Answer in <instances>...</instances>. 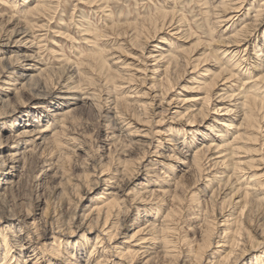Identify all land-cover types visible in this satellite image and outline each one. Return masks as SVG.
<instances>
[{
  "label": "rangeland",
  "instance_id": "obj_1",
  "mask_svg": "<svg viewBox=\"0 0 264 264\" xmlns=\"http://www.w3.org/2000/svg\"><path fill=\"white\" fill-rule=\"evenodd\" d=\"M228 1L231 2L230 0H0V43L13 38L16 29L28 30L23 45L18 44L8 50H1L0 58L13 57L11 60L17 65L15 70L22 71L21 66L18 65H21L24 56L28 54L37 60L42 68L48 69L41 75H35L32 78L29 76L22 78L16 72L12 76L18 79L13 80V83H15L13 85L5 84L2 80L6 79L1 78L2 74H0V96L5 99L7 104L3 107V114L0 115V156L6 158V155L11 154V152L17 151V153H20L19 148L12 149L8 147L10 145L9 139L12 137L11 134L15 133L21 125H25L32 119H29V113L37 114V107L29 97L31 92L38 90L41 82L46 80V86L50 88H56L60 84H73L72 86H76V90L79 89L80 93L78 95L87 98L81 101L75 100V102L77 101L75 104L77 108L68 121L64 125L62 124L64 127L59 125L50 126L45 136L35 141V149L31 154L25 153L23 156L22 154L18 156H22L21 161L19 160L20 162L17 163L20 177L14 178L15 181L12 185L7 184L8 177L0 172V185L6 187L5 190H2L4 195L1 194L2 197L0 196V216L2 215L0 230L7 232L8 229L20 224L29 227L27 222L31 223V218H35L39 227H42L45 224L43 222L45 220L46 202L50 204L49 212L57 208L61 212L62 222L64 221L69 225L71 223L72 228L75 229L77 220L79 221L81 217L83 219V215L87 213L84 209L93 206L95 196L102 193L106 187L108 188L107 185L100 182L90 192L86 193L85 174L89 175L90 182L97 178L95 174L100 173L103 168H109L110 176L119 175L121 172H117V170L125 168L127 161H129L130 167L134 168L133 170L136 173L138 172L131 179L134 185L149 180L150 187L160 183L169 190L164 194L156 193L160 201L156 204L153 203L150 211H141V221H152L158 219V217L161 218L164 211L168 210L169 199L177 193H186L187 196H185L182 206L178 209L180 220L176 234L178 236H176V241L182 252L188 251L186 250L188 246H192L193 249L197 248V245L201 242V227L198 224L203 223L204 220L212 222V226L215 225V233L221 235H223L226 225L232 227L224 222L228 215L231 218L232 214L238 211V204H233L235 196L230 198L232 187L223 183L220 188L216 183L208 185V190L203 187L205 186L203 182H206L204 178H206L208 168L211 166L209 159L204 162L203 166L207 170L202 172L203 174L189 173L190 175L187 176L186 180H183L178 188L171 185L178 176L186 174L184 171H187L189 161L186 160L184 151L174 148L175 141H165L166 131L171 129L170 127L177 128L180 136L172 138L177 141H180L181 138L187 140L193 138L195 145H200L202 136L201 132L194 136L195 134L189 131V127L180 126L181 123L185 122L184 120L179 121V117L176 116V118H172L176 109L174 107L179 106V104L170 103L168 105V102L164 101L168 97L176 100L178 97H180L179 99L193 98L198 94L205 96L206 93L211 91L210 95L212 94L213 97L206 105V110L210 108L214 112L216 91L219 88L216 89L218 87L216 86L215 89L211 90V84L213 78H219L225 74L224 71H221V68L229 69L228 74L232 70L234 72L231 82L221 86L219 91L221 93L227 91V94L234 93V91L238 93L245 86H247L248 91L249 86L252 87L250 90L253 89V92L264 88V81L257 79L261 75L264 66L261 70V67L255 63L257 53H262V56H259V64L264 59V27L256 28L255 25H250L258 22L253 23V17L248 15L255 13L254 10L259 5L263 4L264 7V0H245L240 11L232 13L233 16L235 15L234 18L226 21V18H223L222 8ZM172 18H175L174 27L181 28L178 29V31H181L179 35L172 34V28L168 26L163 31L157 30L158 26L163 25L164 21L170 24L168 21ZM261 18H264V10ZM243 26H249L246 29V35L251 36L250 47L245 45L241 47L237 44L236 40L238 38H236L235 33L241 31L239 35H244L245 29L240 30ZM154 31L159 32H157V37L152 39ZM135 32L139 35L136 36ZM158 44L162 47L160 48L162 49L161 52L166 57L156 65L150 56L154 50V45ZM225 53L227 57H225ZM232 54L234 59L230 57ZM167 55H169V58ZM95 57L102 59L107 66L104 68L97 64ZM6 62L7 60L0 62V71L3 67L5 68ZM168 65L171 66V70L169 69L166 74V68L164 67H168ZM247 68L250 69L249 72L246 71ZM201 75L207 76L201 78ZM244 81H246V85L243 83L242 86ZM250 81L251 83L247 85V82ZM92 82H94V85ZM2 87L11 89L6 92ZM155 95L157 96L155 97ZM93 96L94 98H92ZM89 97L92 100L91 98L88 99ZM82 101L87 102L85 104ZM56 103L61 106L63 101L57 100ZM262 103L264 104V102ZM19 104H22L23 107H18ZM126 105L128 106L126 107ZM197 107L202 108L203 105H197ZM12 110H14L13 113H6L5 115L4 112H11ZM115 110L120 111L122 115L120 116L119 112L117 113ZM263 111L264 108L261 110L262 113L260 112L262 116L258 115L262 126L264 125ZM220 113H223V111H220ZM202 116L200 113L194 116L193 127L199 131L209 132L211 136H208V139L215 138L216 140L214 136L221 128L217 127L214 118L225 116L212 113L210 120L201 123ZM35 119L40 122L38 123L39 127L46 123L42 117ZM240 122L241 119L238 124ZM34 123L37 124V121H34ZM221 127L223 130L227 129L225 126ZM140 130L143 135L146 132L147 134L143 136ZM240 131L244 132L243 137L247 138V140H240L241 145H238H244L240 149V154L242 156L246 155L242 160H253L255 164H259L257 174L264 175V136L261 137L259 130L250 127H245L243 131L242 129ZM107 133L109 136L114 135L113 138L106 140L105 135ZM137 138L142 139L141 144L133 145L138 140ZM56 140L63 143L58 147L59 150H55V146L58 145L55 142ZM107 141L110 142L107 143ZM157 145L158 148H156ZM180 148L187 150L186 147L181 145ZM60 159L61 161H59ZM47 163L53 164L55 168H49L50 165ZM95 166H97V170H94ZM154 170L157 172L162 171L163 174H160L158 178L149 176L154 174L152 172ZM55 171L58 173L55 174ZM87 171L90 173L88 174ZM94 175L95 177H93ZM192 194H194L193 198H191ZM211 194L213 195L211 196ZM80 196L82 199L79 202ZM195 197L198 199L195 200ZM130 203L131 200L127 199L123 206L124 210L122 209L124 212L122 211L121 215L115 218L114 221V223L118 221V226L122 228V230L120 228L122 233L119 238L130 236L136 229L132 223L137 211L130 212L131 216L128 220L123 221L128 208L134 205ZM223 203L225 206L221 210ZM183 206H186V209L181 210ZM156 208L160 210L158 211ZM250 210L251 207L245 209L243 220L255 240L259 241V247L249 250L251 252L248 251L239 264H263L260 261L257 262L256 255L264 252V235L260 234L261 229L258 233L255 232V226L259 224L261 228V224L264 223V215L263 213L262 215L259 214V208L257 209L256 206H253L252 211ZM27 212L31 213L29 220L22 218ZM197 212L201 213L197 219L187 218L191 213L197 216ZM153 215H156V218H153ZM224 224L226 225L224 226ZM123 225L128 227L129 231L123 228ZM42 230L40 228L39 232H42ZM28 231L33 233L30 229ZM83 231L85 232V227L78 230V238L84 234ZM85 234L88 238H91V242L96 237L95 232L86 231ZM32 236L33 242H37L36 234H32ZM103 241L108 248L115 246L114 241L111 242L107 237ZM27 252L29 250L25 253L27 254ZM156 258L154 264L168 263L164 261L165 259L162 256ZM117 260L119 262V259ZM140 260L136 259L135 261ZM128 261L129 259L122 262L124 264H140V262L130 263ZM141 264H143V260H141Z\"/></svg>",
  "mask_w": 264,
  "mask_h": 264
},
{
  "label": "bare ground",
  "instance_id": "obj_2",
  "mask_svg": "<svg viewBox=\"0 0 264 264\" xmlns=\"http://www.w3.org/2000/svg\"><path fill=\"white\" fill-rule=\"evenodd\" d=\"M230 1L231 2L228 1L226 4H224L223 5L224 7L222 8L223 9L222 12L224 14L223 18H226V21L232 20V18H234V16H235V15L233 16L232 13L240 11V9L242 8V6L245 3L244 2L245 0H241V1L240 0H236V1L230 0ZM33 6H35V5H33ZM263 10H264V7H263V4H261V5H259V7L255 8V10H254L255 13L248 14V15H251V17H253V21H252L253 23L258 22V23L250 24V25H255L256 28L264 27V18H261L262 14H263ZM220 12H221V10H220ZM225 13H226V15H225ZM174 19L175 18H172V20L168 21V22H170V24H167V22L164 21L162 26H158L159 28L156 27L157 30L163 31V29H165L168 26L169 28H172V30H171L172 34L179 35V33L181 31H178L179 27H177V26L174 27V24H175ZM136 26H134V27H136ZM247 27H249V26H247ZM247 27L243 26L240 29V30L245 29L244 35H242V36L239 35L241 33V31H238L235 33L236 38H238L237 40L235 39L237 41V44H239L238 46L242 47L243 45H245L246 47H248L250 45V37L251 36L246 35ZM134 30H135V28H134ZM27 32H28L27 29L26 30H23L22 28L16 29L13 38H9V39H7V41L0 43V51L3 49H4V51L8 50L10 48H13V46H17L18 44L23 45V43L26 41ZM157 32H159V31H157ZM157 32L154 31V35H152V39L157 37ZM141 34H143V33H141ZM250 34H251V32H250ZM135 35L137 36L139 34L136 33ZM181 35H183V34H181ZM235 40H233V41H235ZM160 48H162V47L159 46V44L154 45V50L150 56V58L153 59V61L155 62L156 65L159 64V62L161 63V60L163 61L164 60L163 58L166 57L163 55V52H161L162 49H160ZM228 55H230V54L228 53ZM233 56L234 55L232 54V56H230V57H233ZM259 56H262V53H257L255 63L257 65H259L261 67V70H262V68L264 66V59L259 64V62H258V60H260ZM167 57L169 58V55H167ZM225 57H227V54ZM12 58L13 57H9L7 59H4V57L0 58V62L2 60H5V61L7 60V62H6L7 65L5 66V68L3 67V69L0 71V74H2L1 78L6 79V80H2V81L7 85L15 84V83H13V80L15 79V81H16L18 78H14L12 76V74H14V73L16 74V72L22 78H26L27 76L32 78L35 75L39 76L43 72L48 71L47 68H42L40 66V63L37 60L33 59V57L31 55H28V54H27V56H24V59L21 61V65L20 64L18 65V66H21L22 71H16L15 66H17V65H15V63L12 62V60H11ZM229 59H231V58H229ZM233 59H234V57H233ZM95 61L97 64L101 65L104 68H105V66H107V64L105 62H103L102 59H100L98 57H95ZM234 61H236V60H234ZM177 62H178V60H177ZM166 63H167V61H166ZM146 64H149V63H146ZM171 64H172V62H171ZM239 64H238V66H239ZM225 65H222V66H225ZM170 67L171 66H169V65H168V67H164V68H166L165 69L166 74H167V71L170 69ZM151 68H153V67H151ZM228 70L229 69L221 68V71H224L225 74L222 77L213 78V81L211 84V90L213 88L215 89L216 86H218L216 89L219 88L216 91L217 97H216V100L214 103V107H216L217 109L213 107L214 112H212L210 108L206 110V105L209 104L210 100L213 97L212 94L210 95L211 91L206 93L205 96L198 94L197 96H195L193 98L179 99L180 97H178V98L176 97L177 99L175 100L172 98L169 99L170 97H168L169 100L167 98H165V100H164V101L168 102V105L170 103L179 104V106L176 105L174 107V109L175 108L176 109L173 112L174 117H172V118L179 117V119H178L179 121L184 120L185 122L181 123L182 125H180V126L184 127V125H185V127H189V131L190 132L192 131L191 133H194L195 134L194 136H197L199 134V132H201L200 134L202 136V141L199 143L200 145H198V144L195 145V143H193L194 142L193 138H189V139H191V140L188 139L189 141L186 138H181L180 141H177L175 138H172L175 136L176 137L180 136L177 128L170 127L171 129L166 131L167 133L165 132L166 133V135H165L166 140L165 141H167V140H168V142L175 141V143H174L175 146L173 145L174 148L176 147L177 149H180L179 151H184L185 156H186L185 158L187 161H189V167L187 168V171L183 170L184 172H186V174L184 173L181 176H178L177 179L174 180V183L171 185H173L175 188H178L179 185L183 183V180H186L187 176L190 175L191 173L197 172V173L201 174L202 172H205L207 169L204 168L203 165H204L205 160L209 159L211 161V166H210V168L207 167L208 168L207 176L205 175L206 178H204L206 182H203V183H205V186H203V187H205L208 190L209 189L208 185H212L213 183L218 184V188H220L222 183L226 184V185L229 184L227 186L232 187L231 188L232 195L230 196V198L235 196V198L233 200V204H238V206H237L238 211L233 213L231 218H230V215H228V217H226V218L229 220L224 219V222L226 224H228L229 226H232V227L230 228L226 224H224V226L225 225L226 226L224 228L225 230L223 231V235L215 233V231H214L215 225L212 226V222H208V221L204 220L205 223L203 222L201 224H198L199 227H201V232H200L201 242L197 245V248L193 249L192 246H188L186 248V250L190 251L191 253H189L188 251L182 252L181 247L178 246V242L176 241V238L178 237L176 234H177V230H178V223L180 220V218H179L180 214H179L178 209H180V207L182 206V202L185 199V196H187L186 193L185 194H180V193L178 194L177 193L174 196H172L169 199L170 204H169L168 210L164 211L161 218L157 216L158 219H154L152 221H149V220L143 221L142 220L143 221L142 222L140 220L141 219L140 218L141 217V211H144V212L150 211L152 209L150 207L153 206V203L156 204V203H158V201H160V199L157 198L156 193L157 194L158 193L164 194V193L169 192V190L167 188H165V185L163 186L160 183H159L160 185L158 183H156L157 187L156 186H153L154 188L150 187L151 184L149 185V180H147L148 182L134 185V183L132 182L131 179H133L134 175L138 174V172L136 173V171L133 170L134 168L132 169L130 167L129 161H127L125 168L121 167L122 170L121 169L117 170V172L118 171L121 172V173H119V175L110 176L109 172H108L109 168H103V170H101L100 173H97V174L94 173L95 175H97V178H96L97 180L93 178L94 181L90 182L89 181L90 179H88L89 175L84 173L86 175L85 179H84L86 181V186H85L86 187V193L90 192L91 189H93V187L98 185L100 182L107 185L108 188L106 187L102 193L95 196V203L93 206H88V207H86V209H84V210H86L87 213L85 215H83L84 216L83 219H81L82 218L81 217V218H79V221L77 220V225L74 224L76 227L75 229L72 228L71 223L69 225V224L64 223V221L62 222L61 212H59L57 208L55 210L53 209L54 211L49 212V205L50 204H48V202H46L47 206H46L45 211H44L45 220L43 222L45 224H43V226L41 225L42 227H39L35 218H31L32 222L31 223H29V221L27 222L29 224L28 225L29 227H24L22 224H20V225H16L17 228L14 226V228L8 229L7 232L0 230V264H124V262H122V261L127 260V259H129L130 263L134 262L136 259H141V260H143V264H148V263L151 264L155 261V259H157L156 257H158V256H162L165 259L164 261L168 262L166 264H186V263H190V264H239L241 262V259L244 257V255L249 250H252L255 247H259L258 246L259 241H256L255 237L248 230L249 228H246L247 226H245V224H244L243 216H244L245 209L251 207L250 211H252L253 206H256L257 209L259 208V214L262 215V213H263V215H264V175H260V174L258 175L257 174V171L259 170V167H258L259 164H255V162L253 160H242L246 156V155L242 156L240 154L241 153L240 149H242L244 147V145L243 146H238V145H241V141L247 140L246 137H243L244 132L240 131L241 129L243 131L245 129V127H250L251 129H257L261 132V134H260L261 137L264 136V125L263 126L260 125V121L258 119V115L262 116L260 114V112L264 108V104L262 103V102H264L263 101L264 100V88L259 89L256 92L255 91L253 92L252 91L253 89L250 90L252 87L249 86V91H248L247 86H245L244 88H242L243 90H240L241 92H238V93H236L235 91H234V93H231V94H227L228 91L226 93L225 92L221 93V92H219L221 86L226 85V83H228V82H231V80L233 78V73H234L233 70H232V72H229V74H228ZM249 70H248V68L246 69V71H248V72H249ZM147 72H149V71H147ZM112 73H114V72H112ZM156 73H157V71H156ZM108 75H109V73H108ZM113 76H114V74H113ZM204 76H207V75H201V78H204ZM168 78H167V80H168ZM8 79L11 81H9ZM163 79H165V78H163ZM257 79L264 81V68H263L261 75ZM92 83L94 85V82H92ZM162 83H164V82L162 81ZM243 83L246 85V81L242 82V86L244 85ZM248 83H251V81L247 82V85H248ZM72 85L60 84V86H58L56 88L55 87L50 88V87L46 86V80H45L44 82H41V86H39V88H38V90H36V92L30 93L29 99L31 100V102L35 103V107H37V110H38L37 114L35 115L32 113H29L30 114L29 119H31V118L32 119L29 122H27L25 125H21L20 128L15 131V133L11 134L12 137H10V139H9L10 145H8V147L12 148V149L13 148H15V149L19 148L20 153H17V151L13 152V153L11 152V154L6 155V158L4 156L3 157L0 156V172H2L3 173L2 175H4L5 177H8V183L7 184L12 185V183H14V181H15L14 178L20 177L19 172L17 170V163L21 161L22 156L25 153L31 154V152L35 149V147H34L35 141L43 138L45 136L46 132L48 131V129L50 128V126H54V125L58 126L59 125L60 127H64L63 125L66 123V121H68L70 116L73 114L74 110L77 108V106H75L77 101L87 99L86 96L83 97L80 94L78 95V93H80L78 91L79 89L76 90L75 89L76 86H72ZM167 85H168V83H167ZM2 88L6 92H9L11 89L8 87H5V88L2 87ZM216 94H214V95H216ZM156 96L157 95H155V97ZM90 98L91 97H89L88 99H90ZM92 98H94V96ZM92 98H91V100H92ZM259 98H261V99H259ZM57 100L63 101V104H61V106H60L59 104L56 103ZM75 100H77V101L75 102ZM227 100L229 103L227 102ZM118 101H119V99H118ZM232 101H234V102H232ZM86 102L87 101H82V103H85V104H86ZM115 102H116V100H115ZM139 102L141 103V101H139ZM0 103L2 104V106L0 107V115H2L3 114V112H2L3 107L7 106V104H6L5 99L1 96H0ZM181 103H183V104L181 105ZM197 105H200V106L203 105V107L199 108V107H197ZM19 106H20V108L23 107L22 104H19L18 107ZM127 106L128 105H126V107ZM137 107H138V105H137ZM117 109H118V107H117ZM107 111H109V110L107 109ZM220 111H223V113H220ZM9 112L10 111H8V112L6 111L4 113H5V115H6V113L11 114L14 112V110H12L10 113ZM118 112H119V114L121 113L120 111H118ZM199 113L201 115H203L201 123H206L208 120H210L212 113L221 114V115L225 116V117H221V118H214V119H216L217 127L221 128L218 130V132H216V134L214 136V137H216V140H215V138L208 139V136H211L209 134V132L206 133L203 130L199 131L197 128L193 127L194 122H195L194 116H196ZM121 115L122 114H120V116ZM188 116H189V118L187 119ZM226 116H228V117H226ZM37 117H42L43 120L46 121V123L44 125H42V127L38 126L39 125L38 123H40V122L37 119H35ZM262 118L264 119V111H263V117ZM240 119H241V122L238 124V121ZM34 121H37V124H35ZM135 122H136V120H135ZM115 123H116V121H115ZM221 126H223V127L225 126L227 129L223 130ZM128 127H129V125H128ZM148 130H149V128H148ZM140 132H141V130H140ZM108 133H107V135H105L107 137L106 140H110L114 136V135L109 136ZM138 133H139V130H138ZM132 134H133V131H132ZM141 134H142V132H141ZM146 134H147V132H146ZM146 134L144 133V135L143 134L142 135L145 136ZM131 135H130V137H131ZM194 136H192V137H194ZM116 137H118V136H116ZM195 139H196V137H195ZM141 140L140 139L136 140V142H134L133 145L141 144ZM145 141H147V140H145ZM55 142L58 144L55 146V150H59L58 147L61 146L62 142H59L57 140ZM108 142H110V141H107V143ZM142 142H144V141H142ZM180 145L186 147L188 151L181 149ZM0 146H1V143H0ZM6 147H7V145H6ZM156 148H158V145ZM83 150H85V149H83ZM109 153H110V151H109ZM20 154H22V156L18 157ZM258 159H260V158H258ZM182 160H185V159H182ZM59 161H61V159ZM255 161H257V160H255ZM187 164H188V162H187ZM48 165H50L49 168L53 169V167H54L53 164H48ZM151 165H152V163H151ZM96 168H97V166H95L94 170ZM219 168H221V169L219 170ZM152 172H154V174L149 175V176H153L155 178H158V176H160V174H163L162 171L157 172L156 170H154ZM56 173H58V172L55 171V174ZM89 173L90 172H88V174ZM91 173L93 174V171ZM95 175L93 177H95ZM120 175H123V176L121 177ZM244 175H246V176L243 177ZM146 176H148V175H146ZM202 181H204V180H202ZM230 181H231V184H230ZM132 185H134V187L131 188ZM78 186H80V185H78ZM5 189H6V187H4V185H0V196H1V194H3L2 190H5ZM212 192L214 193L215 191H212ZM193 195L194 194H192L191 198H193ZM212 195L213 194H211V196ZM81 199H82V197L80 196L79 202L81 201ZM127 199H130L131 203H133L134 205L129 207L130 209L128 208V211L126 210L127 212L125 213L123 221L126 222V220H128V218L131 216L130 212L132 213V212L137 211L136 217L132 223V225L136 229L134 230V232L130 236H125L124 238H119V235L122 233V231H121L122 228L120 226H118V224H117L118 221H116L115 223H114V221H115V218H118L121 215L122 211L124 210L123 206H124V203L127 201ZM194 199L197 200L198 198L195 197ZM127 204H129V203H127ZM224 206H225V204L223 203L221 210L224 209ZM185 207L186 206H183L181 208V210L186 209ZM68 209H69V206H68ZM156 209H158V211L160 210L159 208H156ZM61 211L63 212L62 208H61ZM197 213H198L197 216H195L194 214L191 213V215H189L187 218L197 219L201 215V213H199V212H197ZM30 214H31L30 212H27V214H25V216H22V218L29 220ZM11 215H9V216H11ZM66 215H68V214H66ZM13 216H15V215H13ZM155 216L156 215H153V218H156ZM1 217H2V215L0 216V218ZM16 219H18V218H16ZM77 219H78V217H77ZM158 221H160V222H158ZM140 222H142V223H140ZM84 227H85V232L86 231L95 232L96 237L92 239V242L90 240L91 238H88L84 231H83L84 234L80 238L77 237L78 236V230L84 229ZM27 228L32 230L33 233L28 231ZM40 228L43 229L42 232H39ZM120 228H121V230H120ZM123 228H125L127 231H129L128 227L124 226ZM260 229H261L260 234L263 236L264 235V223L261 224V228H260L259 224L255 226V232L258 233V231ZM32 234H36L37 242H33ZM215 235H217V236L215 237ZM105 237H107L111 242L114 241L115 246L110 245L111 246L110 248L105 246L104 241H103V240H105ZM247 245H249V246L247 247ZM28 250H29V252H27V254H26L25 252ZM113 252H114V254H113ZM249 252H251V251H249ZM263 253L264 252L260 253V255L257 254L256 256H257V262L260 261L264 264ZM116 258L119 259V262ZM141 260L137 261V262H140V264H141Z\"/></svg>",
  "mask_w": 264,
  "mask_h": 264
}]
</instances>
